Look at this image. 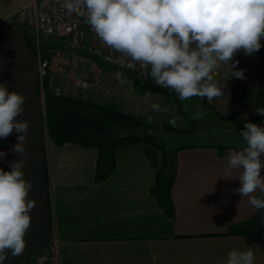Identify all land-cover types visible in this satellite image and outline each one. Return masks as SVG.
Instances as JSON below:
<instances>
[{"label":"crops","instance_id":"crops-1","mask_svg":"<svg viewBox=\"0 0 264 264\" xmlns=\"http://www.w3.org/2000/svg\"><path fill=\"white\" fill-rule=\"evenodd\" d=\"M28 1L0 0V84L25 98L18 119L30 122L25 154L9 151L20 133L0 138V151L6 153L0 157V169L11 171L9 161L23 160V178L32 184L28 199L36 201L23 253L8 252L3 264H32L54 241L62 245L68 264H223L230 250L246 246L254 247V264H264V234L224 235L231 225L258 211L249 197L234 191L240 187V171L229 174L226 167L228 153L246 147L240 134L244 123L264 126V115L256 112L257 100H264V39L253 55L234 54L233 62L239 61L234 70L243 69L246 78L226 79V108L216 106L218 99L209 103L194 96L182 101L177 94L145 91L128 74L117 78V71L109 68L95 92L76 91L70 81L61 83L64 96L112 107L161 131L176 128L185 136L195 133L206 138L203 144L184 145L175 153L177 173L171 192L175 214L170 218L150 192L156 170L146 158L147 145L119 147L114 172L98 183L96 149L58 144L49 136L36 53L26 30L6 23ZM94 42L122 55L101 39ZM58 64L54 61L53 67ZM231 75L230 67L223 65L215 78L222 81ZM153 103L161 110H153ZM195 107L203 113L198 121L202 129L197 128L199 119L193 118ZM252 195L264 193L257 189Z\"/></svg>","mask_w":264,"mask_h":264},{"label":"clouds","instance_id":"clouds-1","mask_svg":"<svg viewBox=\"0 0 264 264\" xmlns=\"http://www.w3.org/2000/svg\"><path fill=\"white\" fill-rule=\"evenodd\" d=\"M66 7L85 8L86 23L106 45L129 58L127 66L134 67L133 62L150 66L155 84L173 90L180 100L198 96L212 103L218 99V108L228 103L226 79L246 78L243 69L234 70L239 63L233 62L234 54L243 51L251 56L264 39V0H66ZM223 65L230 67L232 75L220 81L215 74ZM115 75L120 78L121 73ZM24 103L22 95L0 84V138L20 133L9 149L16 155L26 152L30 122L18 119ZM151 107L161 110L157 103ZM256 112L264 115V109ZM202 116L198 108L193 118ZM240 134L246 147L228 153L226 172L239 170L240 187L234 191L249 197L254 208L264 209V195H252L257 189L264 193V126L246 122ZM5 156L0 151V157ZM9 165L11 171L0 169V264L8 252L23 253L30 211L36 204L28 199L32 184L23 178L24 161H9ZM254 260V247L246 246L230 250L223 264H254Z\"/></svg>","mask_w":264,"mask_h":264},{"label":"trees","instance_id":"trees-1","mask_svg":"<svg viewBox=\"0 0 264 264\" xmlns=\"http://www.w3.org/2000/svg\"><path fill=\"white\" fill-rule=\"evenodd\" d=\"M26 38L29 46L36 53V47L32 45L31 38L27 34ZM128 75L137 87L145 91L176 95L171 89L155 88L151 76L144 77L139 72H131ZM259 109H264V100L261 98L257 100L256 111ZM45 111L48 133L53 141L58 144L75 143L96 149L95 180L98 183L107 180L114 172L115 154L119 147L133 144L147 145L146 158L150 166L156 170L155 185L150 192L167 216L174 217L175 208L171 192L177 173L175 157H173L174 161L168 157L163 139L143 132L158 130L159 127L112 107L85 101L78 97L56 96L49 90L46 91L45 96ZM170 130L178 131L176 128H170ZM184 148L186 146L175 148L174 156L177 151ZM160 153L162 154L161 166L159 164ZM262 234H264V209H258L251 219L231 225L224 235Z\"/></svg>","mask_w":264,"mask_h":264},{"label":"built area","instance_id":"built-area-1","mask_svg":"<svg viewBox=\"0 0 264 264\" xmlns=\"http://www.w3.org/2000/svg\"><path fill=\"white\" fill-rule=\"evenodd\" d=\"M86 18L85 8L70 10L66 0H29L7 19L9 26L31 28L38 59L39 92L44 101L47 90L64 96L61 83L66 81L76 91H98L105 68L150 76V66L143 68L133 62L134 67H129V58L96 45L94 40L100 38L86 23ZM2 29L7 32L5 27ZM54 61L59 63L56 68ZM32 264H68V258L62 245L54 241L43 251L40 260Z\"/></svg>","mask_w":264,"mask_h":264},{"label":"rangeland","instance_id":"rangeland-1","mask_svg":"<svg viewBox=\"0 0 264 264\" xmlns=\"http://www.w3.org/2000/svg\"><path fill=\"white\" fill-rule=\"evenodd\" d=\"M24 29V28H23ZM26 30V34L28 35V37H31V28H26L24 29V31ZM32 43H33V39H32ZM34 44V43H33ZM43 48L44 45H43ZM45 51V50H44ZM151 76V75H150ZM196 108V107H195ZM197 109V108H196ZM195 109V112H197V110ZM139 118V117H137ZM45 119H47V116L45 115ZM141 119V118H139ZM142 120V119H141ZM200 119L197 120L196 124H197V128H200L201 125ZM46 122V128H47V120H45ZM196 126V125H195ZM156 127V126H155ZM167 132H165V130H145L143 131L144 133H148L150 135L153 136H157L160 139L164 140V147L166 150V153L168 155V157H170L173 161H174V149L179 147V146H184V145H200L206 142V138H204V136H201L199 134H193V135H189V133H187L188 136H185V132H182L181 130L178 131H171L170 128H165ZM202 129V128H200ZM162 154H159V164L161 166V162H162Z\"/></svg>","mask_w":264,"mask_h":264},{"label":"water","instance_id":"water-1","mask_svg":"<svg viewBox=\"0 0 264 264\" xmlns=\"http://www.w3.org/2000/svg\"><path fill=\"white\" fill-rule=\"evenodd\" d=\"M155 88L163 89L164 87L162 85H154Z\"/></svg>","mask_w":264,"mask_h":264}]
</instances>
